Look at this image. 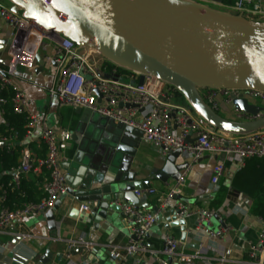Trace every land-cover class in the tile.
<instances>
[{
  "label": "water",
  "instance_id": "obj_1",
  "mask_svg": "<svg viewBox=\"0 0 264 264\" xmlns=\"http://www.w3.org/2000/svg\"><path fill=\"white\" fill-rule=\"evenodd\" d=\"M10 1L46 35L62 33L79 47L95 49L118 66L155 75L174 85L215 129L230 133L264 129V109L251 104L242 94L230 95L236 113V119L230 120L210 109L199 93L201 88L264 92V23L188 0ZM100 99L99 96V102ZM115 126L119 127L114 135L118 141L111 140L113 147L107 154L86 155L67 173L69 191L65 197L78 205L92 204L90 216L84 215L80 220L92 218L95 227L102 222H113L115 215L126 226V216L117 201L122 200L138 210L140 200L134 193L151 188L149 182L135 181V175L127 170L129 162L116 161L118 153L132 158L136 146L130 147L125 141L134 140L138 144L143 134L123 125ZM183 153L177 149L167 154V166L159 174L161 181L183 179V172L190 168L189 162L176 165V159ZM112 163L125 166L115 180L104 174L105 165ZM62 205L61 199L46 212L51 230L56 228L55 212ZM178 213L176 207L163 212L156 206L151 214L156 215L157 224L166 218L173 223L171 227H183L186 220L179 219ZM71 214L77 220L79 208H73ZM214 219L218 220V215ZM131 239H134L132 234ZM84 252L81 248L74 253Z\"/></svg>",
  "mask_w": 264,
  "mask_h": 264
},
{
  "label": "built area",
  "instance_id": "obj_2",
  "mask_svg": "<svg viewBox=\"0 0 264 264\" xmlns=\"http://www.w3.org/2000/svg\"><path fill=\"white\" fill-rule=\"evenodd\" d=\"M206 8L239 16L248 21L264 23V0H188ZM0 16L7 21L12 29L9 61L6 66H0V91L4 89L13 93L12 104L15 112H25L27 115V131L22 140L13 134L0 138L4 145L19 143L22 146L18 167L13 170V182L19 186L23 176L28 175L35 166L47 173L43 183L44 198L39 203L26 204L21 209L11 210L5 205V193L0 196V233L23 221L34 213L47 212L54 208L56 202L67 196L69 186L67 174L62 167L64 159L60 157L59 140L68 142L72 139L71 131H58L42 121L40 116L27 109V99L16 84L15 76L18 67L32 70L36 59L45 46L52 50L55 82L47 90L51 99H56L60 107L82 109L97 114L116 125L133 128L143 134V139L163 151V154L182 149L193 160L203 153L221 156L214 165L211 184L218 188L225 175L226 166L241 169L247 159L264 158V129L249 133H230L215 129L191 105L181 104L183 99L178 97L179 90L172 84L159 79L155 75H147L118 66L105 59L92 49L79 47L62 33L46 35L41 29L24 17V11L15 6L9 7L0 2ZM93 53L102 56V61L95 59ZM107 75L108 78H104ZM199 93L206 105L218 113L220 101L231 104L232 93L242 94L248 99L253 98L264 104L262 91H233L201 88ZM100 96V102H99ZM185 102V101H184ZM7 103L0 97V106ZM190 104V103H189ZM232 105V104H231ZM41 129L40 137L35 138L37 129ZM195 140L187 145V141ZM42 143L46 149V158L39 162L29 144ZM66 160V159H65ZM184 181L170 188L166 194L155 189L135 192L138 197L159 196L164 206L175 196L182 195ZM178 216L190 217L193 212L183 202H176ZM80 212L85 214L90 210L89 205H81ZM126 221L134 239L124 250L125 256L145 254L149 252L145 246V238L150 229L156 224V216L143 213L130 205L123 206ZM86 215V214H85ZM214 215L207 212L199 213L198 227H202L211 237L218 238L223 229L213 231L206 228ZM23 240L30 235L19 234ZM69 248L87 249L90 245L84 240H69ZM79 248V249H80ZM111 252L114 259L121 258L120 248L113 247ZM77 250V249H76ZM203 249L192 254L179 253L178 243L174 238H167L163 251L164 259L157 264H170L169 259L176 257L182 264H193L203 260ZM75 251V250H74ZM252 264H264V234L257 246L250 250ZM218 263L241 264L230 260V252H225L217 259Z\"/></svg>",
  "mask_w": 264,
  "mask_h": 264
},
{
  "label": "crops",
  "instance_id": "obj_3",
  "mask_svg": "<svg viewBox=\"0 0 264 264\" xmlns=\"http://www.w3.org/2000/svg\"><path fill=\"white\" fill-rule=\"evenodd\" d=\"M0 2L13 7L10 0H0ZM11 33L10 25L0 16V66L2 67L6 66L9 61ZM52 55V50L43 46L39 57L36 59L35 67L32 70L18 67L15 80L27 99L28 110L39 115L49 127L60 132H72L70 141L59 140L60 157L64 159L62 167L67 174L68 170H73L72 166L76 165V161L84 156L107 154L108 149L113 147L111 140L118 141L114 135L118 132L119 127L112 124L110 120L89 111L82 110L79 113L77 109L71 107H60L56 99H51L48 96L47 90L55 82V64L51 59L46 60ZM93 57L102 61V56L98 53H93ZM248 99L251 104L264 109V104L250 97ZM184 103L190 105L186 98L181 102V104ZM221 111L225 114V118L236 119L232 105L223 100L220 101ZM40 133L41 129L39 128L35 138H39ZM195 136L193 134L192 139L187 141V145L194 142ZM125 143L133 148L136 146L135 154L130 158L118 153L116 161L125 159L126 162H129L127 170L135 175V181L149 182L150 189H155L162 194H166L171 187L184 181L182 195L175 196L167 206L162 204L164 202L159 196L144 195L138 197L134 193L140 200L141 208L138 210L151 214L153 209L159 206L163 212H168L170 208L176 206V202H183L193 212L188 218L178 216L179 219L186 220L185 225H182L183 227L181 225L171 227L173 223H169L170 220L166 218H163L161 224H157L156 217V224L145 238V246L149 252L124 257L123 249L132 240V231L127 221L126 226H123L115 215L113 222H102L95 227L92 218L83 222L80 220L85 214L90 216V210L85 214L80 212L76 220L71 217V211L76 207L80 209L82 204L78 205L75 201L63 197L62 207L55 212V229H50V222L47 220V213L44 211L34 213L20 225H13L7 232L0 233V264H157L159 260L164 259L161 252L169 237L177 241L179 253L192 254L203 249L205 259L196 260L193 264H222L218 263L217 259L225 252H230V260L232 261L237 260L241 264L253 263L250 259V250L258 245L264 234V218L253 212L254 200H264L263 165L253 164L248 167V175L240 183V187L248 189L249 192L240 191L237 193L232 189V184L239 171L238 168L227 165L219 187L214 188L211 184L212 171L221 156L203 153L199 159L192 160L184 152L176 159L177 166H181L185 162L190 163V168L183 172V179L175 182L173 179L167 178L168 180L163 182L159 179V174L167 166V155L163 154L161 149L147 143L143 137L138 144L134 140H128ZM31 144H29L30 147ZM14 145H4L0 142V147L7 148L8 151L13 149ZM31 149L39 162L44 161L46 149L42 143L37 142L34 149ZM124 167V164L119 166L117 163L107 164L104 174L115 180L119 170L125 169ZM35 168L37 169H33L24 177L38 187L42 195L41 199L36 202L39 203L44 198L43 183L47 178V173L38 166ZM117 203L122 208L124 205H128L122 200L117 201ZM83 205H89L90 209L92 208L90 203ZM201 212L218 215V220L214 219V215L211 217L206 228L213 231L223 229V234L220 237H211L205 233L202 227H198L199 213ZM221 222L226 225L225 228ZM19 234L30 235L31 238L23 240ZM80 239L88 242L90 246L85 249L84 253L77 254L74 252L80 247L77 246L78 248L71 250L67 243L69 240ZM113 247L120 248L121 258H113L111 254L114 250ZM169 261L170 264H182L176 257L169 259ZM225 264H232V262Z\"/></svg>",
  "mask_w": 264,
  "mask_h": 264
},
{
  "label": "trees",
  "instance_id": "obj_4",
  "mask_svg": "<svg viewBox=\"0 0 264 264\" xmlns=\"http://www.w3.org/2000/svg\"><path fill=\"white\" fill-rule=\"evenodd\" d=\"M0 97H4L7 100V103L0 106V138H7L15 134L19 140H22L27 131L26 113L14 111L12 104L13 93L10 90L4 89L0 91ZM178 97L185 99V96L181 93H179ZM36 143L33 142L31 148L34 149ZM21 149L22 146L19 143H15L10 151L7 148L0 147V186H2L0 196H2V192L5 193V205L11 210L21 209L28 203H36L42 196L38 187L29 182L24 176L19 186H16L13 182L12 172L18 167ZM253 164L263 165L264 169V158L253 157L247 159L244 167L239 169L232 184V189L237 193H240V191L249 192L248 189L240 187V183L246 179L248 167ZM254 203L253 212L264 218V200L255 199Z\"/></svg>",
  "mask_w": 264,
  "mask_h": 264
},
{
  "label": "rangeland",
  "instance_id": "obj_5",
  "mask_svg": "<svg viewBox=\"0 0 264 264\" xmlns=\"http://www.w3.org/2000/svg\"><path fill=\"white\" fill-rule=\"evenodd\" d=\"M191 107H192V106H191ZM218 114H219L221 117H224V118H225V116H224L225 114H223L222 111H221V112L219 111Z\"/></svg>",
  "mask_w": 264,
  "mask_h": 264
},
{
  "label": "bare ground",
  "instance_id": "obj_6",
  "mask_svg": "<svg viewBox=\"0 0 264 264\" xmlns=\"http://www.w3.org/2000/svg\"><path fill=\"white\" fill-rule=\"evenodd\" d=\"M93 51L97 52V50L93 49Z\"/></svg>",
  "mask_w": 264,
  "mask_h": 264
}]
</instances>
